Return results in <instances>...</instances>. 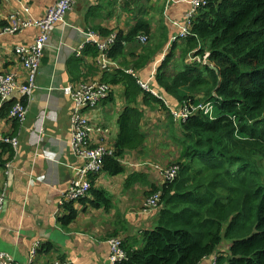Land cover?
<instances>
[{
	"label": "crops",
	"instance_id": "obj_1",
	"mask_svg": "<svg viewBox=\"0 0 264 264\" xmlns=\"http://www.w3.org/2000/svg\"><path fill=\"white\" fill-rule=\"evenodd\" d=\"M192 1L76 0L65 23L56 28L37 77V89L26 101L29 114L25 129L19 125L15 134L16 122L0 116V133L19 137V147L14 151L13 159L0 166V195L5 194L0 212V253L9 254L16 264H30L31 250L36 242H40L34 264H51L55 260L72 264H110L109 242L112 239L121 238L126 246L132 245L134 249L144 245L143 232L154 229L160 220L159 211H144L147 193L152 185L164 183L160 167L165 168L179 158V155L175 158L176 153L171 154V150L180 153V147L176 146L165 127L159 132L156 128L168 121L169 127L173 126L180 137V124L166 113L162 105L159 108L153 104L156 109L151 110L141 103L142 96L139 97L140 109L145 110L141 125L146 136L145 146L128 151L119 160L125 168L123 174L111 176L103 170L94 177V188L106 193L111 206L96 209L88 200L86 203L76 202L77 218L70 225H63L60 219L67 214V205L61 207L60 202L73 177L72 167L81 164L70 148L73 104L63 89L87 78L105 82V77L110 80L120 71L103 73L96 66L95 58L83 54L89 31H113L128 36L137 24H147L149 43L141 46L138 35L134 42H124L123 54L113 61L122 69L132 70L142 77H149L155 69L157 72L161 66L157 61L164 52L168 55L173 48L171 38L181 31L172 23L187 24ZM54 2L0 0V13L5 17L18 13L38 20ZM6 24L0 22V26ZM37 35L36 28L16 35H0V74L14 71L25 75L12 50L16 45L33 43ZM185 41L174 44L180 46ZM81 47L84 48L82 56H78ZM146 52L150 53L149 70L136 68L135 64ZM175 54H181L180 48ZM73 58L80 61L71 63ZM120 72L133 77L125 71ZM111 87V97L98 108L87 111L86 115L93 126L108 129L101 139L107 147L115 148L121 134L119 119L126 107L134 104H127L124 81L111 84ZM92 139L96 143L98 136L94 134ZM167 142H173L177 148ZM158 143H165L167 149ZM6 165L10 167L6 168ZM43 246L48 249L43 250ZM202 264H207V260Z\"/></svg>",
	"mask_w": 264,
	"mask_h": 264
},
{
	"label": "trees",
	"instance_id": "obj_2",
	"mask_svg": "<svg viewBox=\"0 0 264 264\" xmlns=\"http://www.w3.org/2000/svg\"><path fill=\"white\" fill-rule=\"evenodd\" d=\"M208 2L195 19L193 36L180 46L174 44L158 68L155 85L176 106L216 102L214 118L193 115L179 125L180 137L169 127V136L180 147L179 158L169 165L179 166L177 177L151 186L148 197L162 194L160 220L143 232V246L124 244L127 258L117 264H202L214 254L219 255V264H264V0ZM112 32L100 31L105 36ZM149 32L145 23L137 24L128 36L119 32L110 57L117 59L124 42ZM192 52L208 56L212 66L190 64ZM83 54L95 60L99 56L92 45H86ZM149 55H142L135 67L149 70ZM117 76L104 80L110 85L124 81L127 104L134 106L126 107L119 119L115 156L104 161V172L111 176L125 171L119 162L125 153L145 146L141 131L145 110L138 98L142 96L141 103L151 110L156 109L153 104L165 107L133 77L120 71ZM13 105L14 101L6 104L0 116L9 118ZM18 129L16 122L15 134ZM13 157V148L0 144V166ZM93 183L94 178L89 197L79 202L88 200L93 208L108 209L111 200ZM65 209L60 221L68 226L78 211L74 203Z\"/></svg>",
	"mask_w": 264,
	"mask_h": 264
},
{
	"label": "built area",
	"instance_id": "obj_3",
	"mask_svg": "<svg viewBox=\"0 0 264 264\" xmlns=\"http://www.w3.org/2000/svg\"><path fill=\"white\" fill-rule=\"evenodd\" d=\"M76 0H55L47 12L38 20H31L28 17L18 13H13L4 16L0 13V22L4 21L7 24L0 26V35H16L27 29L36 28L38 35L33 43L27 45H16L12 50L17 60L21 63L25 75L18 72H9L0 74V110L8 103L14 101L9 119L17 122L21 128L25 129L29 114V106L25 100H30L34 91L37 89V77L40 74L42 62L46 52L51 48L53 37L58 24H64L67 15L73 10ZM209 4L208 0H193L190 2L191 10L188 15L187 24L181 26L179 23L173 22V26L181 28L179 34L171 38L170 45L186 40L193 36L192 29L195 19L199 16L201 9ZM28 11L27 6L25 7ZM87 44L95 47L99 56L95 60L96 66L103 72L125 71L126 74L133 76L136 79L139 87L149 93L151 96L160 101L166 108V113L173 118L178 124H183L195 114H203L210 118H214L216 102L208 101L197 105L189 102H183L179 106L169 102L167 96L160 91L155 85L156 69L149 77H142L132 70L122 69L110 57V53L118 43V33L113 32L109 36H104L96 31L86 33ZM138 43L141 46H146L149 43L147 35H139ZM80 48L78 56H82ZM189 63L193 65L212 66L208 60V56H198L195 52L190 53ZM167 54L164 52L157 64H161L166 60ZM65 95L71 98L73 110L70 116L71 138L70 148L73 156L78 159L81 164L77 167H72L73 177L67 190L63 193V199L60 206L64 207L70 203H76L89 197L92 189V179L103 172L104 161L107 157H114L116 154L115 148H109L103 144L104 139L101 137L108 132V129L103 127L93 126L87 111H92L99 107L111 96L112 87L110 84L102 80H82L63 89ZM96 134L98 141L95 143L92 136ZM0 144H9L14 151L18 150L19 137L4 135L0 133ZM9 168V165L5 166ZM160 173L167 183L173 182L178 174L179 166L172 165L165 168L160 167ZM161 192H157L148 197L144 204V211L151 213L158 211L161 206ZM5 202V194L0 195V212ZM111 254L109 256L110 264H117L127 258L124 249V242L121 238L112 239L110 242ZM41 248V243L36 242L31 250L30 264H34V259L37 257ZM218 254L205 258L207 264H219ZM0 264H16L7 253H0ZM51 264H72L66 261L55 260Z\"/></svg>",
	"mask_w": 264,
	"mask_h": 264
},
{
	"label": "rangeland",
	"instance_id": "obj_4",
	"mask_svg": "<svg viewBox=\"0 0 264 264\" xmlns=\"http://www.w3.org/2000/svg\"><path fill=\"white\" fill-rule=\"evenodd\" d=\"M162 127H165L166 131L169 132V122H168V121H167L166 123L162 124L161 126L157 127L156 130L159 132L160 129H161ZM162 131H163V129H162ZM178 132H179V131H178ZM160 134H161V133L158 134L159 137H160ZM163 139H164V138H163ZM167 143H168L170 146H173L174 148H177V147H175V145H174L173 142H172V143L167 142ZM158 144H162V145H164V148L167 149V147H165V143H158ZM168 148H169V147H168ZM165 149H164V150H165ZM175 153H176V154H175ZM171 154H175V158L179 155V154H178V150H176V149H174L173 151L171 150ZM263 165H264V162H263ZM147 198H148V197H147Z\"/></svg>",
	"mask_w": 264,
	"mask_h": 264
}]
</instances>
